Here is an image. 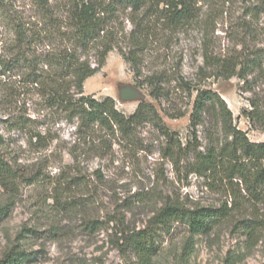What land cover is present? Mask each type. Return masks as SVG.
<instances>
[{"label": "rangeland", "instance_id": "1", "mask_svg": "<svg viewBox=\"0 0 264 264\" xmlns=\"http://www.w3.org/2000/svg\"><path fill=\"white\" fill-rule=\"evenodd\" d=\"M42 1L52 4L61 17L71 0ZM40 2L0 0V59H11L15 29L36 22ZM196 7L197 18L177 32L157 25L156 36L138 53L129 40L133 16L129 9L120 11L112 22L113 36L126 55L135 52L137 65L114 48L83 88L95 99L113 98L125 115L142 101L153 105L170 136L183 148L190 141V150L173 148L151 124L137 127L132 144L113 141L97 149V143L79 140L71 125L49 123L42 112L30 110L37 129L45 131L48 126L53 136L45 147L35 146L24 129L11 123L14 114L24 110L21 101L0 98V152L32 180L30 184L20 180L13 190L0 185V204L12 200L0 220V258L11 242L32 253L24 264H138L133 255L124 256L113 246V224L102 222L124 219L130 227L141 228L168 199L186 206H231V198L219 185H208L186 167L185 157L190 159L193 148L202 151L207 143L206 129L191 127L189 116L197 89L216 92L232 112L235 125L251 141L264 142V130L241 114L249 100L264 107V79L251 73L247 84L237 77L216 78L212 68H204L207 57L264 59V0H199ZM153 74L165 82L164 94L157 99L145 83ZM124 86L136 89L140 99L123 100ZM5 88L0 76V96ZM171 153L177 155L176 164ZM62 172L78 182L67 193L59 185ZM252 213L264 214V204L233 209L209 234L195 236L193 252L183 264H264V223L242 222L248 223ZM186 236L182 226L176 228L152 264H177Z\"/></svg>", "mask_w": 264, "mask_h": 264}, {"label": "trees", "instance_id": "2", "mask_svg": "<svg viewBox=\"0 0 264 264\" xmlns=\"http://www.w3.org/2000/svg\"><path fill=\"white\" fill-rule=\"evenodd\" d=\"M198 1L71 0L64 15L58 17L52 4L41 0L42 10L36 22L15 29L11 59H0V76L6 85L0 98L19 100L24 108L14 114L11 123L24 129L35 146L45 147L53 139L50 128L38 130L34 125L36 118L30 115V110L42 112V118L49 123L71 125L79 140L93 146L97 143V149L106 148L113 141L132 144L137 127L151 124L173 148L190 150V141L187 140L183 148L181 141L170 136L153 105L142 101L132 114L125 115L116 108L113 98L98 100L84 94L83 88L86 79L100 70L106 55L114 48H118L131 65H137L134 53L142 52L151 37L156 36V26L170 33L186 27L198 16ZM126 9L133 16L134 27L129 32V40L136 50L129 51V55L122 51L113 36L112 26L114 17ZM208 67L216 78L237 77L248 84V75L255 73L256 78L264 79V59L207 57L204 68ZM145 83L151 87L153 98L164 94L162 84L165 82L158 75H150ZM241 114L252 126L264 130V107L257 102L249 100L248 108ZM189 125L206 129L207 143L202 151L193 148L190 159L185 157L186 167L203 177L208 185H219L231 198V206L227 207L226 203L217 208L186 206L179 200L168 199L141 228L130 227L124 219L102 222L103 225L113 224V246L124 256L133 255L138 264H152L166 237H172L180 226L187 236L176 259L177 264H183L193 252L195 236L209 234L233 209L244 204H264V142L251 141L247 133L235 125L232 112L218 93L197 89ZM176 157L171 153L174 164ZM59 178L64 193L77 182L63 177V172ZM20 180L27 184L32 181L0 152V185L13 190ZM11 202L7 199L0 204V220L7 215ZM257 214L252 213L250 223L242 221L243 225L264 223V214ZM94 224L88 225L94 227ZM31 257L32 253L9 242L0 264H24Z\"/></svg>", "mask_w": 264, "mask_h": 264}, {"label": "water", "instance_id": "3", "mask_svg": "<svg viewBox=\"0 0 264 264\" xmlns=\"http://www.w3.org/2000/svg\"><path fill=\"white\" fill-rule=\"evenodd\" d=\"M121 97L123 100L131 99V98L140 99V94L136 89L130 86H124L121 89Z\"/></svg>", "mask_w": 264, "mask_h": 264}]
</instances>
